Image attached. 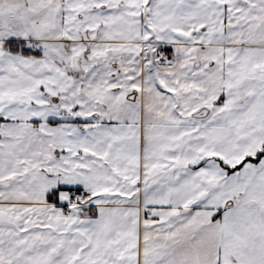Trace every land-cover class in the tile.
Listing matches in <instances>:
<instances>
[{
    "label": "snow or ice",
    "instance_id": "6c2138e0",
    "mask_svg": "<svg viewBox=\"0 0 264 264\" xmlns=\"http://www.w3.org/2000/svg\"><path fill=\"white\" fill-rule=\"evenodd\" d=\"M0 264H264V0H0Z\"/></svg>",
    "mask_w": 264,
    "mask_h": 264
}]
</instances>
